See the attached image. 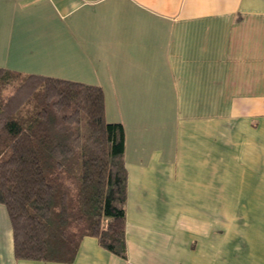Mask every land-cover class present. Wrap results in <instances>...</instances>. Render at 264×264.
<instances>
[{
	"label": "crops",
	"instance_id": "0c3cea01",
	"mask_svg": "<svg viewBox=\"0 0 264 264\" xmlns=\"http://www.w3.org/2000/svg\"><path fill=\"white\" fill-rule=\"evenodd\" d=\"M0 68L98 86L125 135L126 258L264 264V0H0Z\"/></svg>",
	"mask_w": 264,
	"mask_h": 264
},
{
	"label": "trees",
	"instance_id": "16d2710c",
	"mask_svg": "<svg viewBox=\"0 0 264 264\" xmlns=\"http://www.w3.org/2000/svg\"><path fill=\"white\" fill-rule=\"evenodd\" d=\"M124 154L100 87L0 68V204L15 259L71 263L85 237L125 259Z\"/></svg>",
	"mask_w": 264,
	"mask_h": 264
}]
</instances>
